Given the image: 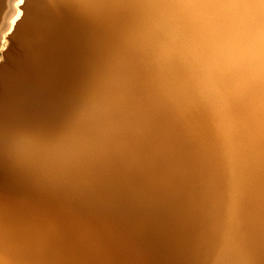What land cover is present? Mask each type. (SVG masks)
<instances>
[{
  "label": "clouds",
  "instance_id": "clouds-1",
  "mask_svg": "<svg viewBox=\"0 0 264 264\" xmlns=\"http://www.w3.org/2000/svg\"><path fill=\"white\" fill-rule=\"evenodd\" d=\"M60 3L99 36L86 75L55 126H0V160L38 189L77 197L118 177L166 175L195 214V264H264L253 226L264 192V0ZM38 253L0 205V264H41Z\"/></svg>",
  "mask_w": 264,
  "mask_h": 264
},
{
  "label": "bare ground",
  "instance_id": "bare-ground-1",
  "mask_svg": "<svg viewBox=\"0 0 264 264\" xmlns=\"http://www.w3.org/2000/svg\"><path fill=\"white\" fill-rule=\"evenodd\" d=\"M0 126H55L99 36L60 0H0ZM0 205L41 264H195V214L166 175L118 177L98 196L42 190L0 160ZM253 226L264 244V192Z\"/></svg>",
  "mask_w": 264,
  "mask_h": 264
}]
</instances>
